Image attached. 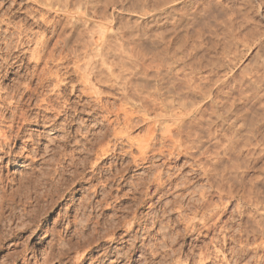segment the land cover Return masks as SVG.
<instances>
[{
    "label": "clouds",
    "instance_id": "9594fccd",
    "mask_svg": "<svg viewBox=\"0 0 264 264\" xmlns=\"http://www.w3.org/2000/svg\"><path fill=\"white\" fill-rule=\"evenodd\" d=\"M212 3L221 5V0ZM199 4L0 0L5 20L22 14L10 31L0 28V213L23 192H37L42 181L50 185L48 192L59 189L60 194L85 177H106L97 185H107L106 191L112 185L127 187L120 180L133 163L135 145L112 134L125 124L123 113L116 111L124 105L135 113L131 124L147 123L154 133L129 177L136 178L132 192L138 202H152L147 212L136 215L133 209L127 215L125 234L132 233L133 246L150 238L153 256L161 257L153 264L215 261L211 244L204 246L203 260L195 249L183 254L185 245L209 231L221 247L247 235L264 248V185L256 187L264 180V60L246 67L249 74L234 99L220 100L213 93L223 74L232 71L231 62L206 56L217 41L238 47L237 33L248 26L250 46L264 41V24L248 18L256 6L253 0H241L231 20L225 17L223 23L212 13L197 11ZM182 23L191 31L180 28ZM186 34L189 39L182 40ZM208 69L215 72L205 78ZM85 79L99 91L85 88ZM208 101L211 112L204 107ZM170 129L181 144L165 165ZM109 141L112 159L98 171L93 167L97 149ZM124 160L127 164L118 168ZM249 173L258 175L245 179ZM233 201L239 207L234 205L233 218L225 224L220 218L226 202ZM245 215L260 220L242 230ZM38 220L32 212L20 216L24 226H38ZM153 230L156 234L150 235ZM157 236L162 239L156 241ZM54 243L63 247L66 241L56 238Z\"/></svg>",
    "mask_w": 264,
    "mask_h": 264
},
{
    "label": "rangeland",
    "instance_id": "374dc122",
    "mask_svg": "<svg viewBox=\"0 0 264 264\" xmlns=\"http://www.w3.org/2000/svg\"><path fill=\"white\" fill-rule=\"evenodd\" d=\"M221 2V5H215L212 3V0H200V4L195 6L197 7V11L212 13L213 15H216L218 19H221V23H223L225 17L231 20L233 10L241 6V0H221ZM189 3H191V0H189ZM253 3L256 6L252 9L253 11L248 13V18L251 17V20L254 18L253 21L256 23L264 24V0H253ZM174 6L177 9L181 7L179 4ZM224 12H226V14ZM21 16V13H16L10 17V25L18 24ZM10 20L6 22H10ZM0 28H6V24L1 23ZM180 28L185 29L186 32L191 31L187 23H182ZM248 28H250V26H248ZM176 31L179 32L180 29L178 28ZM250 36L251 32L249 29H241V31L237 33V38L240 39L238 47L234 48L231 43L227 41L224 42L227 45L224 43L220 44V42L217 41V43H214L212 48L207 52L208 55L206 53V56H211L212 60L232 63V71L223 74V81L232 76L234 77V75L236 81H239L238 78L245 79L247 76L245 74H248V71L245 70L246 67L250 69L257 62L262 61V59L264 60V41H260L254 46H250L248 43V38ZM181 39L188 40L189 36L186 34ZM173 43H177V41L174 39ZM209 70L211 69H208V71ZM206 71L203 75L205 74L208 76L209 72L207 71L208 73H206ZM211 71L215 72V69H212ZM221 72H223L222 69ZM141 128L144 129V124L134 126L133 129H130L129 131V133L131 132L130 135L135 137L142 135L143 133L140 131ZM119 151L120 148L117 146V152ZM173 158L174 157L171 156V158L169 157L165 161L168 164H171L172 162L169 161H173ZM111 159L112 153L106 155V157L101 160L98 159V167L96 169L99 171L105 161H110ZM182 159L184 160V163H188V161H185L187 159L183 157ZM70 163L71 162L68 163L69 167L71 166ZM124 164H127V160L122 161L117 167L119 168ZM135 167L137 166L134 164L130 165L128 170L124 173L127 187H123L121 191H115V189H113L115 188V185H113L114 187L111 192L109 190L103 191L99 189V195L95 197L92 193V187L98 185V182L101 179L100 176L94 177L95 180L93 181H88L87 177L78 180L71 185L70 190L63 191V194H60L59 189L55 192H48L47 189L50 185L43 181L40 182L43 184V187H38L37 192H23L21 197H19L11 207H7L6 210L0 213V264H153V260L159 262L161 257L158 255L153 256L152 249L148 246L150 238H146L143 242L136 241L135 246H133V241L130 239L132 236L131 232H129V235L124 237V239L120 238L121 235L125 233V227L122 226V223L123 221H127V215L130 211L134 209L135 213L140 215L143 212H147L148 209L152 207V205L149 206L152 204L151 201H146L145 203L142 202L143 204H140V202L138 203V194H132L131 187H129L132 186L131 183H133H130V181L136 179H129L131 169ZM252 174L253 173H249L247 176H250H246L245 179L253 178L258 175L255 174L254 176V174ZM69 175L73 174L69 173ZM88 176H91V173H89ZM128 182L130 184H128ZM261 185H263V183H261L260 186ZM105 192L110 193L108 195L109 197L107 196V202L109 205H105V202L98 205L93 202V200H99ZM74 193L75 198H73ZM234 205H236L235 201L227 202V211L220 218L223 223L226 224L233 218L232 212L235 210ZM29 212H32L39 217L38 226L36 224L24 226V224L21 223V214ZM89 216L91 218H89ZM243 217L241 218V226H243L241 227L242 230L243 228L245 229V227L250 228L249 226L253 223V220L251 221L250 217ZM245 219L247 220V223ZM244 223L249 225L246 226ZM116 225L117 227L112 229ZM113 231L115 232L114 237H118H109V233ZM134 231L135 228L133 232ZM104 234H106V236ZM155 234L156 230H153V233L150 235ZM56 238H63L66 241L65 246L61 247L59 244L54 243V239ZM159 239L161 240L162 238L157 236L156 241H159ZM215 239L216 236L212 232H207V235H202L199 240L193 241L192 245H185L183 254L187 256L193 251V249H195L198 254L203 250L204 246L211 244L215 249L217 259L215 261L208 260L207 264H226V262H229L230 264H256V261H258V264H261L264 260V248L256 246L258 245L256 243H260V240L254 236L245 235L239 240H226L223 247L219 246L218 241ZM156 241H151V243L155 244ZM109 247L113 250L106 256L104 251ZM64 251L65 253H63ZM124 253H127V255H123ZM258 256L259 258H257ZM25 258L28 259L26 260Z\"/></svg>",
    "mask_w": 264,
    "mask_h": 264
},
{
    "label": "bare ground",
    "instance_id": "6f19581e",
    "mask_svg": "<svg viewBox=\"0 0 264 264\" xmlns=\"http://www.w3.org/2000/svg\"><path fill=\"white\" fill-rule=\"evenodd\" d=\"M222 3V2H221ZM240 6V5H239ZM175 7V6H174ZM200 7V6H199ZM225 7V6H224ZM235 7V6H234ZM203 8V7H202ZM227 9V8H226ZM234 9V8H233ZM229 10V9H228ZM253 11V10H252ZM226 12H227V10H226ZM226 12H224L225 14H226ZM221 15V14H220ZM229 15V14H228ZM219 16V15H218ZM249 16V15H248ZM230 18V17H229ZM250 19H251V17H249ZM253 18V17H252ZM8 20H10V17L7 19V20H5V18H3L2 16H0V25H1V23L2 24H6V28H4V30L5 31H10V28H11V20H10V22H6V21H8ZM221 20V19H220ZM252 20H254V18L252 19ZM17 22V21H16ZM18 23V22H17ZM12 24H13V22H12ZM251 27V26H250ZM247 29H250V28H247ZM245 32V31H244ZM249 35V34H248ZM247 35V36H248ZM252 35V34H251ZM239 36V35H238ZM184 37V36H183ZM182 37V38H183ZM186 37V36H185ZM243 38V37H242ZM241 38V39H242ZM101 39H103V37H101ZM249 39V38H248ZM240 40V39H239ZM245 41H247V40H245ZM173 42H174V40H173ZM263 42V41H262ZM261 42V43H262ZM249 43V42H248ZM221 44V43H220ZM225 44V43H224ZM223 45V44H222ZM225 45H227V44H225ZM224 48V47H223ZM212 50H214V49H212ZM224 50V49H223ZM216 51V50H215ZM220 51V50H219ZM222 51V50H221ZM230 51V50H229ZM225 53V52H224ZM223 54V53H222ZM207 55H208V53H207ZM217 55V54H216ZM223 56H224V54H223ZM226 59V58H225ZM227 60V59H226ZM263 60V59H262ZM260 61V60H259ZM232 64V63H231ZM147 71H149V72H151V70H152V66L151 65H149L148 67H147V69H146ZM212 70V69H211ZM211 70H207L208 72H210ZM206 71V73H208ZM212 72V71H211ZM246 73V72H245ZM241 74V73H240ZM249 74V73H248ZM248 74H245V75H248ZM205 75V74H204ZM208 75V74H207ZM243 75V74H242ZM241 75V76H242ZM245 75H244V77H245ZM239 76V75H238ZM208 76H206L205 75V78H207ZM234 77H235V75H234ZM234 77L232 76L231 78H228V79H230V80H228V79H225L224 81H223V83H221L220 85H219V88L217 89V90H214V93H213V95L215 96V97H217L218 99H220V100H223V99H226L229 95H231L232 97H233V99L235 98V94H236V92H237V89L240 87V85H241V82H246L245 81V79H241V78H238L239 79V81L237 80H235L234 79ZM234 79V80H233ZM83 86L85 87V88H89V87H91L92 89H93V91H95V92H98L99 91V89H97V88H95V86L94 85H92L91 83H90V81L88 80V79H85L84 81H83ZM198 87V86H197ZM234 94V95H233ZM211 103V101H208V102H206L205 103V105H204V107L205 108H208V110H209V112H211V108H209V104ZM239 107V106H238ZM253 107L255 108V107H257V105H253ZM116 111H119V112H122L123 113V115H124V120H125V124H124V126H121V127H114L113 129H112V134H113V136L114 137H116V138H121V139H125V140H128L129 141V143H131V144H134L135 145V147L132 149V151L135 153L132 157H131V159H132V161H133V163H132V165L134 164V165H136L137 166V164H136V161H137V159L139 158V157H143V156H145V154H146V152L149 150V146H150V141L152 140V138H153V135H154V133H153V131H152V129H151V127L149 126V124H147V123H144V132H142L143 134L142 135H138V137H135V136H131L130 135V133H129V131H130V129H133V127L134 126H136V125H134V124H131L130 123V118L131 117H134L135 116V113H132V112H128V111H126V109H125V106L124 105H120V107L118 108V109H116ZM149 117L147 116V115H145L144 116V120L145 121H149ZM141 127V126H140ZM132 131V130H131ZM134 134V133H133ZM167 135L171 138V140H172V146H170L169 148H168V158L170 157L171 158V156H173V148L174 147H176V146H180V144H181V141H180V139H178V138H176L175 136H173L172 135V132H171V129H170V131L167 133ZM161 151H163V149H161ZM109 154H111V151H110V141L109 142H102V143H100V145H99V147H98V149H97V160L99 159V157L101 156V155H103V158H105L106 157V155H109ZM102 158V159H103ZM263 158V157H262ZM186 159V158H185ZM264 159V158H263ZM94 161L93 162V167L94 168H97L98 167V165H97V162L98 161ZM99 160H101V159H99ZM125 161V160H124ZM167 161H169V160H167ZM185 161H187V160H185ZM169 162H172V161H169ZM163 163H166L167 165H168V163L164 160L163 161ZM185 163H187V162H185ZM165 164V165H166ZM170 164V163H169ZM70 165H71V163H70ZM102 165V164H101ZM183 166V165H182ZM117 175H119V173H117ZM253 175V174H252ZM251 175V176H252ZM250 176V175H249ZM249 176H247V177H249ZM254 176H255V174H254ZM125 177V176H124ZM256 177V176H255ZM255 177H253V178H248V180H253V179H255ZM100 181L102 180V179H106V177H103V176H100ZM126 178V177H125ZM125 178H123V179H121L120 180V185H124L125 183V181H126V179ZM246 178V177H245ZM87 180L88 181H93V180H95L94 179V177H92V179H88L87 178ZM129 180V179H128ZM100 181L98 182V184H100ZM142 181V180H141ZM86 182V181H85ZM131 182H134V180H132V181H130V183ZM259 182H261V183H263V185H264V180H258L257 181V183H256V187L257 188H260L261 186H260V184L261 183H259ZM129 182H128V184H130ZM132 184V186H129V187H131L130 189H131V191H132V187H133V183H131ZM94 186V185H93ZM114 186L112 185L111 187H110V189H109V191L111 192L112 191V188H113ZM175 187H179V185H175ZM106 188H108V186L107 185H104V186H102V187H98L97 185L96 186H94V187H92V193L94 194V197L95 196H98L99 195V193H98V191H99V189L100 190H103V191H105V189ZM123 187H118V186H116L115 185V188H113V189H115V191H121V189H122ZM152 188H153V190H154V188H155V185H153L152 186ZM42 191V190H41ZM91 194V193H90ZM93 194H92V196H93ZM110 193H106L105 192V194H101L102 196H101V198L99 199V200H96V201H94L93 200V202L94 203H96L97 205L98 204H102L103 202H105V205H109V203L107 202V198L109 197L108 195H109ZM132 194H134L133 192H132ZM90 196V195H89ZM108 196V197H107ZM133 196V195H132ZM55 199V198H54ZM138 200V199H137ZM137 200H136V202H137ZM85 201V200H84ZM135 201V200H134ZM92 202V203H93ZM129 202V201H128ZM144 203L146 202V201H143ZM149 202V201H148ZM139 203V202H138ZM142 202H140V204H141ZM236 203V202H235ZM89 204V203H88ZM143 204V203H142ZM229 204V203H228ZM97 205H95V206H97ZM152 204H150L149 206H151ZM39 206V205H38ZM90 206H92V205H90ZM127 206V205H126ZM227 206V202H226V205H225V207ZM235 206H237L236 208H238L239 207V205L238 204H236ZM45 208V207H44ZM93 208H94V206H93ZM122 209V208H121ZM232 209V208H231ZM249 210H251V211H253V209H248L247 211H249ZM12 213V212H11ZM125 214V213H124ZM123 214V215H124ZM136 215H138V214H136ZM85 216V215H84ZM246 217L248 216V215H245ZM119 217V216H118ZM248 217H250L251 218V221L253 220V218H252V216H248ZM12 218V217H11ZM232 218V217H231ZM95 219V218H94ZM243 219H244V217H243ZM247 219V218H246ZM245 219V220H246ZM248 220V219H247ZM247 220H246V223H247ZM260 220V217H259V215H256L255 216V220H253L252 222V225L251 226H249L250 228L251 227H254L255 226V223H256V221H259ZM99 221V220H98ZM123 221V220H122ZM100 222V221H99ZM120 222V221H119ZM127 222L128 221H123V223H122V226H124L125 227V229H126V226H127ZM245 222V221H244ZM249 222V221H248ZM76 223V222H75ZM249 223H251V222H249ZM99 224V223H98ZM103 224V223H102ZM109 224V223H108ZM112 224V223H111ZM126 224V225H125ZM245 224V223H244ZM243 224V225H244ZM89 225V224H88ZM96 225V224H95ZM246 225V224H245ZM249 225V224H248ZM248 225H246V226H248ZM109 226V225H108ZM112 226V225H111ZM110 226V227H111ZM120 226H121V224H120ZM138 227H139V225H137ZM117 227V225L116 226H114L112 229H114V228H116ZM241 227H243V226H241ZM10 228V227H9ZM109 228V227H108ZM245 228H247V227H245ZM96 229V228H95ZM94 229V230H95ZM98 229V228H97ZM110 229V228H109ZM119 229V228H118ZM121 229V228H120ZM244 229V228H243ZM123 230V229H122ZM133 230H134V228H133ZM97 231V230H96ZM13 232V231H12ZM110 232V231H109ZM125 232V231H124ZM210 232V231H209ZM114 231L113 232H111V233H109V237H114ZM102 234V233H101ZM105 236H106V234H104ZM108 235V234H107ZM127 235H129L128 233L127 234H123V235H121V237L120 238H122V239H124V237H126ZM207 235V234H206ZM100 237V236H99ZM108 237V236H107ZM116 237H118V236H115L114 238H116ZM130 237V236H129ZM212 237V236H211ZM100 238H102V237H100ZM104 238V237H103ZM93 239V238H92ZM211 239V238H210ZM252 239V238H251ZM255 239V238H254ZM110 240V239H109ZM113 240V239H112ZM111 240V241H112ZM160 240V239H159ZM216 240V239H215ZM1 241V240H0ZM126 241V240H125ZM217 241V240H216ZM85 242H86V240H85ZM88 242V241H87ZM124 242V241H123ZM237 242V241H236ZM259 242H261V241H259ZM90 243V242H89ZM214 243H215V241H214ZM256 244H258V245H256ZM255 245L258 247L259 245H260V243H256ZM89 245V244H88ZM205 245V244H204ZM242 245V244H241ZM253 245V244H252ZM149 248V247H148ZM256 248V247H255ZM107 249V248H106ZM112 248L111 247H109L107 250H105L104 251V253H105V255L107 256L109 253H111L112 252ZM243 250V249H242ZM63 251V250H62ZM125 251V250H124ZM202 251V252H201ZM199 253H198V257H199V259L200 260H203L204 259V252H203V250H201ZM192 252V251H191ZM63 253H65V251L63 252ZM62 253V254H63ZM185 253V252H184ZM59 254V253H58ZM61 254V255H62ZM131 254V253H130ZM44 255V254H43ZM48 255V254H47ZM53 256V255H52ZM105 256V257H106ZM125 257V256H124ZM230 257V256H229ZM223 258H224V256H223ZM222 258V259H223ZM257 258H259V256L257 257ZM26 260L28 259V258H25ZM263 259H264V257H263ZM83 260V259H82ZM81 260V261H82ZM224 260V259H223ZM246 260V259H245ZM44 261V260H43ZM143 262V261H142ZM152 263V262H151ZM233 263V262H232ZM256 264H258V261H256L255 262ZM42 264V263H41ZM44 264V263H43ZM188 264H192V261H189L188 262ZM226 264H230L229 262H226ZM261 264H264V260L261 262Z\"/></svg>",
    "mask_w": 264,
    "mask_h": 264
}]
</instances>
